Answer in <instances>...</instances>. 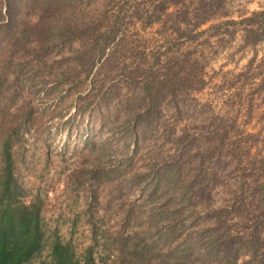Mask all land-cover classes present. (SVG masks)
Instances as JSON below:
<instances>
[{
	"label": "trees",
	"instance_id": "trees-1",
	"mask_svg": "<svg viewBox=\"0 0 264 264\" xmlns=\"http://www.w3.org/2000/svg\"><path fill=\"white\" fill-rule=\"evenodd\" d=\"M84 2L0 0V264H264V156L255 158L242 145L254 134L240 127L234 132L178 130V112L169 117L174 124L168 127L162 113L179 110L177 93L190 82L193 65L181 73L171 60L151 55L142 68L131 66L134 50L127 46L123 17L102 13L108 0L87 17L80 9ZM210 2L159 0L149 16L133 6L129 21L132 28L146 19L154 24L161 12L180 39L212 19L213 12H206ZM22 10L32 20L22 17ZM261 15L264 11L241 21L251 23L246 32L262 29L254 23ZM51 61L59 65L54 85L47 72ZM116 75L139 85L137 93L120 101L108 124L113 132L121 122L126 154L102 164V157H110L109 143L81 141L82 154H99L67 176L86 200L67 236L49 218L41 194L26 186L22 172L36 121V86L44 80L48 97L63 85L69 96L87 81L89 101L79 108L83 113L90 105L109 108L120 91L122 80L111 81ZM259 86L264 88V78ZM223 142L229 143L226 154L216 155ZM211 153L218 158L210 160ZM221 166L223 175L235 176L222 204L203 211L187 208L198 190L221 183ZM135 189L139 197L130 200ZM79 220L89 233L85 246L75 240Z\"/></svg>",
	"mask_w": 264,
	"mask_h": 264
},
{
	"label": "rangeland",
	"instance_id": "rangeland-1",
	"mask_svg": "<svg viewBox=\"0 0 264 264\" xmlns=\"http://www.w3.org/2000/svg\"><path fill=\"white\" fill-rule=\"evenodd\" d=\"M88 1L90 0H85L80 5L81 12L87 17L99 13L102 4L107 0ZM158 1L108 0V5L104 7L102 13L123 17L127 46L134 50L128 61L131 66L141 64L140 68H142L145 57H149L150 60L151 55L160 57L162 61L171 60L170 65L181 73L186 71L187 66L193 65L195 72L190 77V82L177 93L179 110L173 108L162 113L164 117H168L165 118L166 124H169L170 128L173 127L174 121L169 117L178 112L174 126L178 130L187 129L190 133L200 130L208 133L216 128L234 132L240 127V130L254 134L248 140L244 139L245 143L242 145L248 146L252 156L257 155L255 158H262L264 156V88L259 90V84L264 78V15L254 20V23H258L262 28L255 34L246 32L250 22L241 21L252 17L254 12H263L264 0H210L211 4L207 6L206 12L207 10L213 12L212 19L190 36L180 39L172 35L170 25L167 23L168 18L161 12L156 13V18H161L156 23L151 24L146 19V21H137L138 24L132 28L133 22L129 21L131 15L128 13L132 7H138L142 16H149L151 7ZM20 14L26 17V20H32L31 13L27 15L25 10H22ZM232 20L237 23H231ZM127 25H130V28L126 30ZM67 51L65 49L63 52ZM49 66L47 70L51 76L49 83L54 85L58 83L54 81V72L59 65H52L51 61ZM164 74L165 71L162 69L160 75ZM111 79L114 84L119 80L122 81L118 86L119 93L115 94L116 97L107 106L109 108L106 109L104 106L98 110L96 105H90L83 113L79 108L84 106L87 100L89 101L86 95L90 90L86 86L87 81L76 85L78 79L72 80V84L78 87L69 96L65 95L66 88L63 85H59L56 92L48 97L44 94V80L38 81L36 86L39 91L34 96L36 121L28 135L32 145L22 172L26 186L34 193L41 194L49 218L55 226L58 225L61 233L67 236L71 220L86 203L85 197L77 192L76 186L70 187L67 176L88 165L99 154L98 150L93 153L88 152L89 156L87 153L82 154L81 141L89 137L109 143L110 157H102V164L117 162L120 160V155L126 154L121 122L116 124L113 132L109 131L108 124L114 117L112 115L118 111L116 109L120 101L127 100L129 96L137 93L139 85L135 82L131 85L119 75L112 76ZM50 84L48 86H51ZM202 125L204 126L201 127ZM91 132L94 134L93 137L90 135ZM228 144V142L219 144L220 148L215 154L220 153L224 156ZM132 148L131 146L130 149ZM216 155L209 159L218 158ZM221 160L222 163L226 161L224 157ZM223 172L225 170L221 166L219 168L221 183L218 186L198 190L187 208L203 211L207 207L222 204L227 197L226 185L235 181L234 175H223ZM103 192L106 193V191L101 192L100 200L104 198ZM138 197L139 190L135 189L130 194V200H137ZM126 198L124 196V200ZM88 235L84 222L79 220L75 235L76 242L80 246H85L88 243Z\"/></svg>",
	"mask_w": 264,
	"mask_h": 264
}]
</instances>
